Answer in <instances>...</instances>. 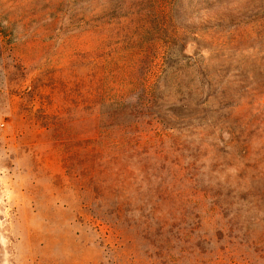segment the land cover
I'll return each instance as SVG.
<instances>
[{
	"label": "rangeland",
	"instance_id": "1",
	"mask_svg": "<svg viewBox=\"0 0 264 264\" xmlns=\"http://www.w3.org/2000/svg\"><path fill=\"white\" fill-rule=\"evenodd\" d=\"M0 264H264V0H0Z\"/></svg>",
	"mask_w": 264,
	"mask_h": 264
}]
</instances>
